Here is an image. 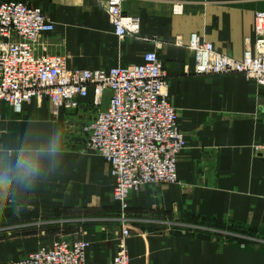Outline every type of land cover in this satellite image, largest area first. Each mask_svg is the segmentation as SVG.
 <instances>
[{"label": "crops", "instance_id": "obj_1", "mask_svg": "<svg viewBox=\"0 0 264 264\" xmlns=\"http://www.w3.org/2000/svg\"><path fill=\"white\" fill-rule=\"evenodd\" d=\"M21 1L54 24L39 36L36 53L64 55L67 68L139 64L156 52L187 145L177 155V181L130 192L122 219L109 163L85 148L83 132L106 109L108 92L96 107L90 88L76 99L78 107L57 114L45 98L23 103L20 112L0 101V151L27 138L46 142L57 131L64 144L44 180L0 198V264L61 237L86 240V261L110 264L125 225L129 264H264V87L242 74H195L187 48L195 33L241 59L264 0H123V13L140 18L138 37L123 39L113 31L106 0ZM188 218L221 227L189 225Z\"/></svg>", "mask_w": 264, "mask_h": 264}, {"label": "built area", "instance_id": "obj_2", "mask_svg": "<svg viewBox=\"0 0 264 264\" xmlns=\"http://www.w3.org/2000/svg\"><path fill=\"white\" fill-rule=\"evenodd\" d=\"M122 2L106 0L113 31L120 39L138 37L140 18L125 15ZM173 9L180 11L181 6L175 4ZM53 30L54 24L39 7L0 0V101L20 112L23 103L45 98L57 114L62 107H78L76 99L86 97L90 88L96 107L108 92L106 109L98 110L83 126L85 148L109 163L113 199L125 219L130 192L143 184L177 181V155L187 145L166 94V70L154 51L146 52L139 64L67 68L64 55L35 51L39 36ZM253 31L254 41H246L241 59L218 51L193 33L187 45L195 59L193 72L242 74L264 87V11L255 12ZM128 235L125 225L110 264H129ZM88 246L86 240L61 237L7 264H91L85 258Z\"/></svg>", "mask_w": 264, "mask_h": 264}, {"label": "clouds", "instance_id": "obj_3", "mask_svg": "<svg viewBox=\"0 0 264 264\" xmlns=\"http://www.w3.org/2000/svg\"><path fill=\"white\" fill-rule=\"evenodd\" d=\"M63 151L59 131L46 142L39 143L27 138L15 150L0 151V198L6 200L14 187L31 190L55 170Z\"/></svg>", "mask_w": 264, "mask_h": 264}, {"label": "rangeland", "instance_id": "obj_4", "mask_svg": "<svg viewBox=\"0 0 264 264\" xmlns=\"http://www.w3.org/2000/svg\"><path fill=\"white\" fill-rule=\"evenodd\" d=\"M184 222H188L186 224L196 223V224H201V225L214 226L213 228H219V227H221L220 225H218V223H215V222L203 221V220H197V219L195 220V219H192V218H188ZM196 224H189V225H196Z\"/></svg>", "mask_w": 264, "mask_h": 264}]
</instances>
